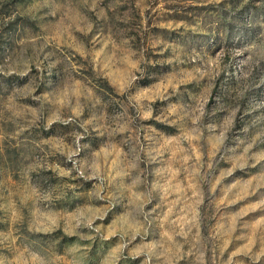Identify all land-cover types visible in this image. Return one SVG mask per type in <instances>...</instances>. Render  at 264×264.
<instances>
[{
    "label": "rangeland",
    "instance_id": "obj_1",
    "mask_svg": "<svg viewBox=\"0 0 264 264\" xmlns=\"http://www.w3.org/2000/svg\"><path fill=\"white\" fill-rule=\"evenodd\" d=\"M0 264H264V0H0Z\"/></svg>",
    "mask_w": 264,
    "mask_h": 264
}]
</instances>
